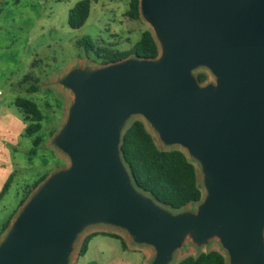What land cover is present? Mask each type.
Wrapping results in <instances>:
<instances>
[{
	"label": "water",
	"instance_id": "95a60500",
	"mask_svg": "<svg viewBox=\"0 0 264 264\" xmlns=\"http://www.w3.org/2000/svg\"><path fill=\"white\" fill-rule=\"evenodd\" d=\"M157 57L72 67L50 141L69 160L27 197L0 240V264H71L80 236L106 226L173 264L186 241L219 242L228 264H264V0H140ZM213 77L201 83L197 71ZM139 117L182 149L203 199L175 211L142 191L122 142Z\"/></svg>",
	"mask_w": 264,
	"mask_h": 264
},
{
	"label": "rangeland",
	"instance_id": "374dc122",
	"mask_svg": "<svg viewBox=\"0 0 264 264\" xmlns=\"http://www.w3.org/2000/svg\"><path fill=\"white\" fill-rule=\"evenodd\" d=\"M80 1L82 0H0L1 106L9 109L15 116L13 119L8 116V120L0 113V194L7 180L12 178L0 202V232L11 218L8 228L10 227L21 208L22 200L30 195L27 192L36 181L48 176L58 167L69 165V160L61 156L59 158L57 155L61 154L50 145L51 139L64 124L73 99L71 92L56 81L72 67L100 65L99 61L93 60V56L87 55L78 42L89 38L97 45H112L120 51H129L140 39L142 32L150 29L142 18L132 20L128 17L130 0H99L92 3L85 25L80 29H72L68 24L69 11ZM203 72L207 73L200 69L197 74ZM27 75L29 79L24 84L36 86L37 91L19 94L15 85ZM8 79H12V87H7ZM212 80L213 77L208 74L207 81ZM19 97L36 102L43 114L42 129L33 136L26 134L29 123L23 120L22 113L15 105V100ZM135 119L140 118L135 117L133 120ZM148 130L157 145L164 149L156 133L149 128ZM38 137L42 140L41 144L36 148L35 154H30L33 141ZM198 176L201 181L199 171ZM195 207L196 204H192L185 209ZM98 231L118 233L129 240L122 230L106 226L91 227L80 236L71 264L79 256L84 238ZM5 232L2 235L0 233V240ZM114 243L119 247V242ZM211 250H218L226 256L216 240L202 248L195 247L188 240L177 252L173 264L185 257ZM146 262L148 264L147 260Z\"/></svg>",
	"mask_w": 264,
	"mask_h": 264
},
{
	"label": "trees",
	"instance_id": "16d2710c",
	"mask_svg": "<svg viewBox=\"0 0 264 264\" xmlns=\"http://www.w3.org/2000/svg\"><path fill=\"white\" fill-rule=\"evenodd\" d=\"M98 1L82 0L78 2L69 11L68 24L70 28H82L89 18L92 3H97ZM139 4L140 0H130L129 2L127 15L132 20L141 19ZM78 45L84 49L89 57L93 56V60L99 61L100 64L119 61L129 56L154 58L160 52L151 29L144 30L140 39L129 51H120L112 45H97L89 38H84L78 42ZM197 77L201 83H205L208 80V74L204 72L197 74ZM28 79L29 76L27 75L24 81ZM36 91V86H31L29 89V93ZM15 105L22 113L23 120L29 123V126L26 128V134L28 136L37 134L42 129V121L44 119L37 103L28 99L17 98ZM41 141L39 137L33 141L31 154L36 153V148L40 146ZM122 153L124 161L130 169L137 186L142 191L153 196L160 204L169 209L179 211L185 209L188 205L197 204L203 199V188L199 181L196 165L182 149L160 148L143 120H133L125 131L122 142ZM46 177L36 181L27 192V195L31 194ZM11 182L12 178H9L5 183L0 194V202ZM24 201L22 200L20 205ZM10 219L2 228L1 235L8 229ZM98 234L119 239L122 244L124 242L123 238L118 234L95 232L84 238L79 250L80 256H83L87 252L91 239ZM177 264H228V260L220 251L211 250L202 252L197 256L185 257Z\"/></svg>",
	"mask_w": 264,
	"mask_h": 264
},
{
	"label": "crops",
	"instance_id": "0c3cea01",
	"mask_svg": "<svg viewBox=\"0 0 264 264\" xmlns=\"http://www.w3.org/2000/svg\"><path fill=\"white\" fill-rule=\"evenodd\" d=\"M25 82L26 81H24L23 78V80L20 81L19 84L15 85V87L19 89V94L29 93L28 90L30 89L31 86L25 85L24 84ZM6 84L7 87L8 86L12 87L13 86L12 79H8V83ZM0 90L2 91V88H0ZM0 113L4 117H7V119L8 116H10L9 119H13L15 117L9 109L2 108L1 105H0ZM30 154H31V150H30ZM57 156L59 158L63 157L62 155H57ZM98 232L114 233L111 231H98ZM118 235L123 238L124 240L123 244L119 239H116L111 236H106L102 234H98L94 236L89 243L87 252L83 256L79 255L76 258V260L73 262V264H147V262L145 263V260H147L148 262L150 261L152 256L151 249L146 247L134 246L125 237H123L120 234ZM113 240L119 242V247L114 243Z\"/></svg>",
	"mask_w": 264,
	"mask_h": 264
},
{
	"label": "built area",
	"instance_id": "2783aa9c",
	"mask_svg": "<svg viewBox=\"0 0 264 264\" xmlns=\"http://www.w3.org/2000/svg\"><path fill=\"white\" fill-rule=\"evenodd\" d=\"M2 96H3V92L0 90V105L2 103Z\"/></svg>",
	"mask_w": 264,
	"mask_h": 264
}]
</instances>
